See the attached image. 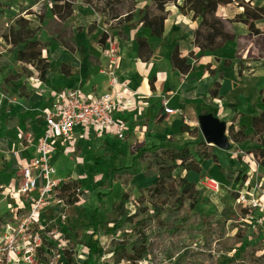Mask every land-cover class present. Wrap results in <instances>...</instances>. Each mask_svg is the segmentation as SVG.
Instances as JSON below:
<instances>
[{
	"label": "rangeland",
	"instance_id": "1",
	"mask_svg": "<svg viewBox=\"0 0 264 264\" xmlns=\"http://www.w3.org/2000/svg\"><path fill=\"white\" fill-rule=\"evenodd\" d=\"M67 1L0 0V99L1 95L6 96L0 108L1 115L13 109L15 113H22V104L38 93L40 97L46 99L54 98L57 90L60 89L57 82L61 75L68 77L70 81L76 80L78 75L74 61L67 60L68 65L60 64L54 67L47 72L45 81H41L35 68L17 62L15 54L20 47L15 48L10 42V37L12 31L17 30L16 22L20 18L30 20L29 28L35 31L38 40L48 50L54 41H60L68 47L75 46L78 37L90 42L97 41L98 46L104 48L103 53L107 59L106 67L100 72L109 79L110 84V79L116 74L115 69L120 64V41L126 42V32L138 24L141 17H137L138 13L146 7H153L151 0H71L72 12L68 15ZM55 6L59 7L57 10H60L62 18L54 15ZM152 11H155L154 8ZM155 13L159 14L156 11ZM263 32L264 28L262 32L259 30V34ZM93 33L97 36L91 38ZM103 40L105 42L101 43ZM257 41H259L258 48L262 49L264 35L259 36ZM42 58L53 59L51 53L48 55L46 51L42 52ZM188 61L196 65L197 57L189 56ZM113 72L114 74H111ZM257 80L254 79V83L260 85L261 81ZM255 93V90L250 91L251 96ZM165 108L166 101H164V112ZM177 113L185 116L183 112ZM210 113L222 121L216 112L210 110ZM194 121L187 127L190 130L196 128L199 130V119L196 117ZM226 125V134L231 144L229 150L215 148L218 153L215 159L200 161L202 168L205 165L201 173L192 172L187 176V173L178 168L173 171V175L178 178L187 176L197 189L198 210L213 216L218 225L225 226L230 230L231 235H235L236 227H243V223L249 225L256 220V210L251 208L252 201L264 204L261 200L264 197V166L258 164L255 156L250 154L251 146H245L243 143L234 145L228 123ZM4 134L9 136L12 133L7 131ZM125 139L126 133L125 138L117 140L110 146L116 144L117 147ZM184 142L182 138L178 140L180 144ZM59 146L60 149H69V152L62 153L55 160L56 177L66 182L67 177L75 173L73 176L82 183L83 194L79 206L76 207L64 206L56 196L52 199L50 204L54 210L46 213L43 218L45 221L42 222L45 230L44 238L48 240L45 247L49 248V244L54 247L51 248L52 252L48 256L47 264H112L116 262L115 252L119 251L124 256L131 253L136 228L129 222L128 216L135 211L133 206L135 199L155 179L151 177V171L147 168L145 172H142L144 166L139 168L138 176L131 183L132 189L129 192L131 202L124 207L125 215L118 216L114 211V204L120 199L121 193L128 188L125 189L120 183L110 185L106 182L111 167L106 159L99 163L96 160L88 163L79 162L78 158L86 155L87 152L99 159L111 156L115 160L116 167L130 166L132 161L127 159L118 161L112 154L114 150L109 151L111 148H108L107 144H91L90 150H84L82 147L71 150L74 148L73 137L60 143ZM135 149L136 147L133 150ZM3 162L6 163L0 156V202L9 198L12 200L13 197L8 182L3 181L4 176L8 175L2 166ZM205 178H214L220 183L221 190L215 193L202 187ZM19 180L21 182V177ZM19 188L20 186H16L14 192ZM241 196H245L247 200L245 203L239 201ZM18 198L21 199L19 195ZM8 209L10 211L12 208ZM2 211H5V208H2L0 213ZM242 211H246V218L242 216L237 218L236 216ZM257 228H259L257 223L253 224L248 231L249 235L260 232ZM188 237L189 240L186 241L161 237L154 240L153 246L144 253L138 264H217L220 255L225 251V247L219 246L217 234L212 236V239H206L201 225L194 228L193 233ZM122 244L127 245L125 251H122ZM62 250L67 251L68 254L63 255ZM233 254L234 251L229 253L230 256ZM181 257L182 261H180Z\"/></svg>",
	"mask_w": 264,
	"mask_h": 264
},
{
	"label": "crops",
	"instance_id": "2",
	"mask_svg": "<svg viewBox=\"0 0 264 264\" xmlns=\"http://www.w3.org/2000/svg\"><path fill=\"white\" fill-rule=\"evenodd\" d=\"M242 1L249 4L251 8L264 9V0ZM182 4V0L177 3L178 6ZM177 5L169 4L166 7L167 19L164 22L162 38L153 37L149 28L138 23L126 32V42L120 41V64L115 69V75L119 81L114 93L123 99L124 109H117L113 114L117 120L125 123L126 139L120 140L123 142L117 147L116 144L111 147L110 144L113 145L119 140L111 132L106 130L101 133L84 132L79 127L73 136L74 148L71 150L75 147L90 150L91 144H107L108 148H111L109 151L114 150L112 154L118 161L123 159L132 161L135 150L141 145L167 143L169 140L178 143L180 138L184 141L193 140L194 137H191L189 132L184 133L181 130L182 125L191 126L196 117L199 119L200 115L210 113V110L216 112L219 118L228 123L229 128L233 127L236 132L243 131L245 135L253 134V114L258 115L264 111V104L258 102L260 91L264 90V44L263 48L259 49V41H257L264 32L257 35L251 34L246 25L233 22L234 18L243 12V8L239 7L238 3L219 7L216 15L223 20L226 31L229 34L238 35L239 38L236 41L227 42L221 49L203 52L193 44L194 31L199 25V20H193L192 13H181ZM255 26L262 32L264 19L256 21ZM94 36H97L96 33H93L91 38ZM80 38L78 37L75 41V46L68 47L60 41H54L49 50H44L48 55L51 53L53 59H47L52 63L53 68L60 64L68 65L66 61L69 60L74 61L75 70H78L76 80L73 81L61 75L57 82L60 89L57 91L79 88L89 95L107 93L110 91L109 79L100 72L107 64L103 53L104 48L99 47L97 41L90 42ZM140 39L146 41L149 53L139 52ZM176 49L192 66L190 73L181 74L171 65V56ZM189 56L197 57L196 65L188 61ZM225 60H230L231 65L225 66ZM207 66L216 70L217 73L222 72L223 77L211 76L206 70ZM256 78L257 81H261L260 85L254 83ZM216 82H219L220 88L218 96L215 97L212 96L211 91ZM253 90L256 93L251 96L250 91ZM52 100L51 97L47 99L40 97L38 93L22 104V113H15V109L11 112L7 111L18 124L11 131V135H5L6 137L0 140V156L6 161L2 166L8 174L4 176L3 181L8 182L13 196L12 200L9 198L0 202V212L2 208H5V211L0 213L2 214L0 218L6 213H12L14 209H19V214H23L28 208L29 201L20 195L21 199H19L18 193L14 191L16 186H20L21 167L26 166L36 156V143L44 132V120L39 110L48 107ZM164 101H166V107L172 109L174 114L168 115L164 112ZM177 112H183L185 116H180ZM17 128L25 132V137L18 135ZM195 134L199 133L195 132ZM62 142L65 141L59 139L55 144L54 167L55 160L62 153L69 152V149H60L59 144ZM242 143L251 148L255 147L250 141ZM135 147L136 149L133 150ZM214 155L218 156L215 149ZM105 159L111 164L114 158L108 156L99 159L87 152L86 155L78 158V161L89 163L96 160L99 163ZM256 162L260 164L257 160ZM142 166H144L142 172H145L147 165ZM79 167L83 170L82 166L79 165ZM77 171H79L78 166ZM74 174L67 179H77L73 176ZM154 183L155 180L149 186ZM261 200L264 202V197ZM51 206L50 204L43 210L42 221H45L43 218L46 213L54 210ZM8 208L12 209L9 211ZM255 212L257 217L259 213ZM9 222H12V219ZM3 232L4 224L0 228V235Z\"/></svg>",
	"mask_w": 264,
	"mask_h": 264
},
{
	"label": "trees",
	"instance_id": "3",
	"mask_svg": "<svg viewBox=\"0 0 264 264\" xmlns=\"http://www.w3.org/2000/svg\"><path fill=\"white\" fill-rule=\"evenodd\" d=\"M180 0H151L152 8L146 7L141 10L137 17L138 23L151 30V35L162 38L164 34V22L166 18V7L169 4L177 5ZM71 0L67 1L68 15L72 12ZM182 6L178 9L183 14H193V20H199V25L194 31L193 44L201 51L213 52L221 49L227 42L238 40V35L229 34L223 20L217 17L219 7H225L238 3L243 8V12L238 14L233 22L242 23L248 27L251 34H259L255 22L264 19V9L251 8L249 4L242 0H182ZM59 7H53V13L62 18ZM16 31H12L10 42L19 50L16 51L15 60L24 65H31L38 72V78L45 81L47 72L53 66L47 58H42V51L47 48L38 40L35 31L30 29L28 21L20 18L16 22ZM105 40L101 41L104 43ZM139 52L149 53L147 43L144 39L139 40ZM171 65L181 74H188L192 71V66L187 63L186 58L181 57V53L176 49L171 56ZM225 66H230L231 61L225 60ZM206 70L211 76L223 77V73H217L210 66ZM220 88L219 82L214 84L211 91L212 96H218ZM258 102L264 104V90L260 91ZM18 124L9 112L1 115L0 112V140L5 136V132L12 131ZM253 134L245 135L243 131L236 132L233 127L229 128L231 140L234 145L250 141L252 153L256 160L264 166V111L258 115L253 114ZM181 130L189 132L193 140L185 141L183 144L168 141L167 143H153L149 146H139L132 159V165L119 168L115 166L114 159L111 160L110 171L107 174L108 184L120 183L125 189L121 193L120 199L114 204V211L118 216L125 215L124 207L131 202L130 190L132 180L138 175L137 170L142 165H147L151 171V177L155 178V183L134 201L132 215L128 216L129 222L136 228V237L132 241L131 253L124 256L119 251L115 252L116 262L123 260L131 264H137L143 258L146 251L153 246V241L158 238H179L183 241L189 240V235L194 228L203 226V234L206 239H212L217 234L219 246L225 247V251L220 255L217 264H264V236L261 232L249 235V229L256 223L254 220L249 225L243 223V227H236L235 235L230 234V230L225 226L218 225L213 216L199 211L197 189L193 182L188 180V174L201 173L202 160L215 159V147L205 143L198 129L190 130L186 125H182ZM198 132L199 134H195ZM195 134V135H194ZM182 169L187 173L185 177H175L173 171ZM83 194L82 183L77 179L68 178L66 182L57 189L56 197L63 202L64 206L76 207L81 202ZM20 213V211H19ZM246 211L236 216L246 218ZM12 213L2 216L1 222L6 225L11 219ZM192 239V238H191ZM49 248L41 249L38 253L37 264H47L48 256L51 254V244ZM122 251L127 249L126 244H122ZM233 255H229L233 252ZM67 255L65 250L61 251ZM182 261V257L181 260ZM180 264V263H179Z\"/></svg>",
	"mask_w": 264,
	"mask_h": 264
},
{
	"label": "built area",
	"instance_id": "4",
	"mask_svg": "<svg viewBox=\"0 0 264 264\" xmlns=\"http://www.w3.org/2000/svg\"><path fill=\"white\" fill-rule=\"evenodd\" d=\"M112 76L107 93L89 95L79 88L61 90L56 92L48 107L39 110L44 120V132L36 143V156L21 167V182L17 191L29 201L28 208L23 214L14 209L12 222L4 225V232L0 235V264H37L39 251L45 249L48 240L44 238L42 212L56 196L57 189L65 183V180L56 177L53 165L56 142L59 139L67 141L79 127L84 132L101 133L106 130L119 139L125 138L126 125L113 114L117 109H124V101L114 93L118 78ZM5 100L6 96L1 95L0 108ZM9 102L12 104V101ZM165 113L171 115L175 112L166 107ZM17 132L25 137L22 129L17 128ZM202 187L215 193L221 190L220 183L212 178H205ZM239 201L245 203L247 200L241 196ZM251 204V208L259 213L256 217L257 229L264 236V204L255 200ZM112 264L131 263L123 260Z\"/></svg>",
	"mask_w": 264,
	"mask_h": 264
},
{
	"label": "water",
	"instance_id": "5",
	"mask_svg": "<svg viewBox=\"0 0 264 264\" xmlns=\"http://www.w3.org/2000/svg\"><path fill=\"white\" fill-rule=\"evenodd\" d=\"M199 130L206 144L221 150H229L231 147L226 134V123L214 117L213 114L204 113L199 116Z\"/></svg>",
	"mask_w": 264,
	"mask_h": 264
}]
</instances>
